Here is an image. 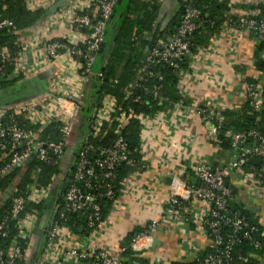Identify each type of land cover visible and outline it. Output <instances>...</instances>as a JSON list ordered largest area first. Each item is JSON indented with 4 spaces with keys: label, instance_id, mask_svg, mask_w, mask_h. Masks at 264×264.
Listing matches in <instances>:
<instances>
[{
    "label": "trees",
    "instance_id": "1",
    "mask_svg": "<svg viewBox=\"0 0 264 264\" xmlns=\"http://www.w3.org/2000/svg\"><path fill=\"white\" fill-rule=\"evenodd\" d=\"M184 5H190L200 12L198 19L200 27L189 36V54L178 61L177 68H171L167 64H158L141 71L145 66L142 55L146 50H150L158 41L167 42L175 34L185 13ZM161 6L160 0H120L113 7L112 19L108 22L105 31L106 46H100L94 54V63H99L100 66L103 58L106 57V62L98 68L97 74L100 76L95 82L94 104L100 107L105 97H111L114 100V112L118 113L116 115L124 113L127 116V120L120 130L126 143L124 152L126 159L118 162L112 178L105 182L113 193L112 199L103 197L105 189L102 186L94 192L84 189L80 185L99 206L100 218L95 226L90 228L86 226V220L91 214L89 208L78 213L70 211L68 204L63 200L65 190L60 187L61 193L54 197L57 208L54 213L48 214L51 216L52 228H61L72 235H78L81 226L86 232H91L98 228L99 223L107 219L114 201L122 193L124 181L143 168L140 137L142 125L135 116L142 115L146 118H153L155 115L172 110L174 104L183 100L179 81L185 73L189 72L192 56L207 46L210 39L222 28L226 19L236 28L240 17L229 16L231 6L225 1L219 0L182 2L172 16L162 14ZM248 10H251L253 15L251 18L255 20L264 18V1L261 4L248 7ZM78 14L89 18L94 16L96 21L100 20L96 12V0L89 3ZM49 15L48 10H29L25 5V0H0V21H7L10 24L0 31V55L8 54L10 56L4 62L0 75V105L9 107L14 100H19L23 95L30 96V94L38 93L36 90L39 88L38 85H36L34 93L28 91L32 87V83L25 81L23 75L15 73L13 61L21 49L19 40L21 33L40 25ZM72 29L81 37V42L72 46L62 39H56L54 41L60 44L57 53L59 55L68 53V58L71 60L85 64L86 60L82 56H76L73 52L85 50L89 46L90 42L86 36L90 33V29L79 24H74ZM259 55L264 58V42H259L257 46L256 57ZM256 68L264 75V60L261 64H257ZM79 72L81 76L85 75L84 68ZM246 82L254 84L250 79ZM135 98H139L143 103L134 102ZM185 106L186 101L183 100L182 107ZM218 114L220 120L225 119L218 138L224 147L226 138L223 137V134L227 131L233 133L256 131L264 135V110L254 111L247 101L240 111H223ZM2 122L14 125L28 136L35 135L42 145L64 143V132L59 123L52 122L45 127L32 125L25 119L24 114H16L11 109L4 113ZM116 131L117 124L115 122H105L98 134L88 137L82 148L84 158L94 161L99 157L100 151L110 149L116 140ZM0 143L2 144L0 147V193L3 194V201L0 205V225H2L1 234H3L0 237L2 252L0 264L9 263L7 254L12 244H16L20 250V258L16 264H27L25 252L30 243L28 238L19 236V223L27 215L44 218L49 207V201L34 204L27 202V198L32 189L42 190L52 184V179L61 173V160L59 156L47 152L46 161H39L33 154L30 163L24 162L18 167H11L10 161L13 153L19 152L23 147L13 146L10 135L0 138ZM100 175L101 172L97 171V178L91 181L92 186L98 185ZM236 175H253L258 187L264 188V163L262 161L257 165L247 161ZM226 181L227 179L225 183ZM186 183L192 187L201 184L198 180L194 182L189 180ZM224 187L231 192L228 197L224 198L226 210L220 213L221 224L213 233L207 223L211 220L209 212L202 219V229L205 235L211 241L214 234L217 235L220 238V244L213 250L210 248L203 250L198 254L196 260L181 264H202L204 258L211 253L223 255L226 252L228 257L223 260L222 264H264V230L251 214L237 202L235 188L229 183H226ZM17 197H22L26 203L23 210L13 216L12 207ZM52 198L51 196L50 201ZM189 206L190 202L184 201L178 206L177 211L183 218H189L186 215ZM229 221H239L238 229L232 227ZM148 225L149 223L146 226ZM144 232L145 229L135 228L126 235L121 242V247H125L126 250L120 255V264H146L145 260L129 249L136 236Z\"/></svg>",
    "mask_w": 264,
    "mask_h": 264
},
{
    "label": "crops",
    "instance_id": "2",
    "mask_svg": "<svg viewBox=\"0 0 264 264\" xmlns=\"http://www.w3.org/2000/svg\"><path fill=\"white\" fill-rule=\"evenodd\" d=\"M160 1L162 14L172 16L185 0ZM219 1L227 2L231 6L228 15L236 17L252 15L248 7L261 4L264 0ZM64 4L40 25L23 31L19 38L21 47L56 39L64 40L68 30L65 21L58 20L57 17ZM258 44L255 36L247 30L229 32L221 28L205 48L192 56L189 72L179 81L180 93L186 106L166 112L167 115L151 120L142 129L140 137L143 168L124 181L122 193L114 201L107 219L91 232H86L82 226L78 235L62 230L57 243L47 238L46 225L43 220L39 222L40 218H36L32 226H29L30 245L25 252L27 264H30L34 256L43 255V250L48 248L59 253L70 249H77L81 253L116 252L133 229L146 230L148 223L159 220L171 198L169 185L173 176H178L185 182H194L197 179L193 170L196 165L207 164L220 168L235 159L238 149L227 139L224 147L220 139L212 137L209 125L195 114V108L209 106L219 113L241 110L246 102L244 82L250 79L254 84L264 86V75L256 68L258 59L263 58L261 55L256 57ZM40 61L43 62L44 57L39 52L37 55L33 52L27 59L28 66ZM105 62L106 57L101 66L94 63L92 83L85 86L73 61L65 54H58L55 60L44 61L41 66L40 63L35 73L24 77L25 81L32 83L28 91L34 93L38 85V93L23 95L7 108L27 106L32 112L37 109L34 106L37 98L48 94L70 96L75 94L76 89H84L85 100L82 99L77 120L72 123L65 142L66 162H71L77 155L78 145L87 130L88 122L102 114L100 107L94 104V95L98 68ZM224 123L223 118L221 126ZM226 179V183L236 190L237 202L264 230V188L259 187L252 193L242 176L232 174ZM54 200L53 196L48 203V211L54 207ZM2 201L3 197H0V204ZM187 209V220H168L165 224H160L153 234L151 246L134 254L139 255L146 264H181L196 260L198 254L210 246V240L202 229V219L207 210L193 201H190ZM89 258L93 259V264H99L92 256L71 262L86 264Z\"/></svg>",
    "mask_w": 264,
    "mask_h": 264
},
{
    "label": "built area",
    "instance_id": "3",
    "mask_svg": "<svg viewBox=\"0 0 264 264\" xmlns=\"http://www.w3.org/2000/svg\"><path fill=\"white\" fill-rule=\"evenodd\" d=\"M56 0H25L26 7L31 11L45 10L51 6ZM95 0H67L60 10L58 20L65 21L68 34L64 40L73 46L81 42V37L77 35L72 26L79 24L90 29V33L86 36V39L90 42L89 46L85 50L73 52L76 56H82L86 62L81 64L77 61H73L75 69L79 72L82 68L85 70V75L81 76V82L84 85L91 84L92 66L95 60L94 54L98 51L103 39L105 37L106 27L108 22L112 19L113 7L117 0H96V12L98 13L100 20L96 21L93 16L89 18L87 16H80L81 12L89 3ZM190 0H185L184 3H189ZM185 13L182 16L181 22L177 27V30L173 36H171L167 42L158 41L150 50L146 52L145 66L141 71L146 70L150 66L158 64H167L171 68L178 67V61L189 54V36L199 29L200 25L198 19L200 12L198 9L184 5ZM253 15H242L238 19V26L235 28L232 24L226 21L222 28L229 32L235 30H247L253 34L258 42H264V18L255 20L251 18ZM53 21V20H52ZM10 24L7 21H0V29L8 27ZM45 26V23H44ZM76 34V35H75ZM59 43L55 41L38 42V44L25 45L21 47L19 53L13 61L15 73L22 74L24 77L31 76L37 71V67L40 64L43 65L44 61L50 62L58 57ZM35 52H38L44 57L43 62L28 66L27 59ZM65 55H69L68 53ZM10 56L8 54H1L0 75L3 70V64L8 60ZM264 60V58H262ZM99 77L100 74H97ZM244 99L249 102L254 111L264 110V94L263 86L261 84H248L244 82ZM84 89H76L75 94L70 96H51L46 95L37 98L34 106L37 109L30 112L27 106H18L15 108L0 107V138L10 135L11 142L16 148L23 147L19 152L13 153L10 161L11 167H18L24 162L29 160L33 154L39 161L47 160V152H51L53 155H57L61 160V173L52 179V184L46 189L34 190L32 189L30 195L27 198V202L38 204L41 202L50 203L51 196H58L61 185L68 178V175L72 174V184L67 187L63 193V200L69 206V209L73 213L83 212L88 208L91 210L90 216L86 220V226L88 228L95 226L100 218L99 206L94 203L95 199L84 189L92 190L94 192L102 186L105 189L103 197L107 199L113 198V193L109 190V186L105 184L106 180L112 178L113 172L120 161L126 159L124 152L126 150V143L121 134V126L125 124L127 116L124 113L119 115L114 112V100L111 97H105L101 103L100 110L102 114L96 118L91 119L87 124V130L78 145V152L74 160L66 162L65 142L70 134L71 126L73 122H76L78 113L81 108L82 99L85 100ZM134 102L142 104V100L135 98ZM183 100L178 104L173 105V109L181 108ZM13 110L16 114H24L25 119L32 125L47 126L49 123H59L62 126L64 132V143H47L42 145L38 142L35 135L28 136L25 132L18 130L14 125H8L2 122V117L7 110ZM99 110V111H100ZM219 111L209 106H201L195 108V114L201 118V120L209 125L211 136L218 139L220 135V119L218 117ZM168 113H160L153 118H146L142 115L135 116L141 122L142 129L151 120L161 118ZM115 122L117 124L116 140L110 149L102 150L99 153V157L94 161H89L84 158L82 148L87 142L88 137L92 134H98L101 126L105 122ZM213 123H216L215 125ZM233 147L238 149V155L235 159L229 161L226 165L220 168H213L207 164H198L194 167L195 177L201 184L197 187L188 186L185 181H182L178 176H173L169 185L171 198L166 204L164 211L162 212L159 220L151 221L147 226L144 233L136 236L135 240L130 244L129 249L136 253L142 249L148 248L152 244L153 234L156 232L160 224H165L168 220H179L183 218L177 211L181 202L193 201L198 202L202 207L206 208L211 218L208 221V227L214 233L217 227L221 224L222 218L221 212L226 210L224 198L230 195V190L224 187L226 178L232 174L238 172V170L250 159L262 161L264 163V135L259 134L256 131H248L241 133H233L227 131L223 134ZM2 144L0 143V147ZM97 171L101 172L99 183L97 186H92L91 181L97 178ZM242 179L247 184L252 193L259 187L256 183V179L253 175H243ZM0 197L3 194L0 193ZM26 201L22 197H17L14 200L12 207V214L15 216L23 210ZM1 205V204H0ZM50 212L54 213L57 208L56 203ZM33 213V212H32ZM38 219L43 220L47 229V238L50 241L59 242L62 229L51 227V216ZM36 217L33 215H27L19 223V236L21 238H29V226L36 221ZM228 222V221H227ZM232 227L238 229L239 221H229ZM101 223H99L100 225ZM98 225V226H99ZM2 225H0V237ZM220 244V238L214 234V238L210 240V249ZM126 250L125 247L119 248L116 252H98V253H81L77 249L64 250L59 253L57 250L53 251L43 250V255H39L35 264H43L48 262L49 264H58V260L62 259L67 262L72 260L86 259L88 256H92L99 264H120V255ZM2 254L0 250V255ZM9 259L8 264H16L20 258V250L16 244H12L9 253L7 254ZM228 257L227 252L223 255L217 253H211L206 256L202 261V264H222L223 260Z\"/></svg>",
    "mask_w": 264,
    "mask_h": 264
},
{
    "label": "water",
    "instance_id": "4",
    "mask_svg": "<svg viewBox=\"0 0 264 264\" xmlns=\"http://www.w3.org/2000/svg\"><path fill=\"white\" fill-rule=\"evenodd\" d=\"M65 2H66V0H57L51 7L48 8V12L50 14H55L62 7V5ZM117 2L119 3L120 0H117ZM1 30L2 29H0V31ZM106 42H107V38L104 37L103 42L101 43V47H105L106 46ZM146 52H147V50H146ZM146 52L142 55V61L143 62L145 61V58H146ZM261 62H262V60H261V58H259L258 61H257V63L258 64H261ZM26 163L27 164L30 163V159L27 160ZM249 163L254 164V165H257V164H259V161L258 160L250 159L249 160ZM71 184H72V174L70 173L68 175V178L61 185V189L62 190H66L67 187L70 186ZM224 185H226V183ZM80 230H82V227H80ZM154 242H155V240L153 241V245H154ZM36 260H37V256H34L33 260L30 262V264H35ZM43 264H49V263L48 262H44ZM58 264H81V263H77V262H67V261H64L62 259H59L58 260ZM86 264H93V259L92 258H89Z\"/></svg>",
    "mask_w": 264,
    "mask_h": 264
},
{
    "label": "rangeland",
    "instance_id": "5",
    "mask_svg": "<svg viewBox=\"0 0 264 264\" xmlns=\"http://www.w3.org/2000/svg\"><path fill=\"white\" fill-rule=\"evenodd\" d=\"M50 211H51V210H49L48 213H51Z\"/></svg>",
    "mask_w": 264,
    "mask_h": 264
}]
</instances>
